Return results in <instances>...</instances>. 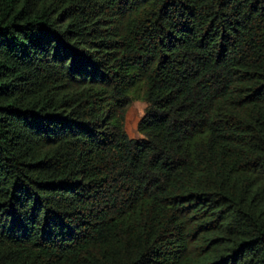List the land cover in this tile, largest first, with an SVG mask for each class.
Segmentation results:
<instances>
[{"label":"trees","instance_id":"trees-1","mask_svg":"<svg viewBox=\"0 0 264 264\" xmlns=\"http://www.w3.org/2000/svg\"><path fill=\"white\" fill-rule=\"evenodd\" d=\"M0 264H264V0H0Z\"/></svg>","mask_w":264,"mask_h":264},{"label":"rangeland","instance_id":"rangeland-1","mask_svg":"<svg viewBox=\"0 0 264 264\" xmlns=\"http://www.w3.org/2000/svg\"><path fill=\"white\" fill-rule=\"evenodd\" d=\"M146 103L141 100H134L127 108L124 120V127L129 137L137 138L140 134L137 131V123L144 113Z\"/></svg>","mask_w":264,"mask_h":264}]
</instances>
